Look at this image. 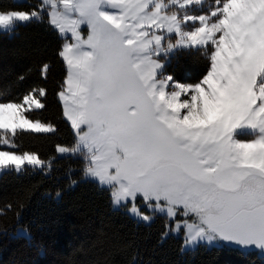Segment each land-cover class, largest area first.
Segmentation results:
<instances>
[{"label": "snow or ice", "instance_id": "1", "mask_svg": "<svg viewBox=\"0 0 264 264\" xmlns=\"http://www.w3.org/2000/svg\"><path fill=\"white\" fill-rule=\"evenodd\" d=\"M205 3L40 0L30 11L0 8V31L46 12L66 41L71 34L59 52L68 75L58 95L77 141L57 152L82 154L85 176L111 190L114 206L145 222L153 215L141 199L152 213L183 215L175 229L186 246L264 255V0H215L192 14ZM193 49L210 61L199 82L165 74L164 58ZM46 95L33 88L19 102L0 101V149H16L18 133L56 130L26 115L43 109ZM26 165L50 170L52 160L0 150V171Z\"/></svg>", "mask_w": 264, "mask_h": 264}, {"label": "trees", "instance_id": "2", "mask_svg": "<svg viewBox=\"0 0 264 264\" xmlns=\"http://www.w3.org/2000/svg\"><path fill=\"white\" fill-rule=\"evenodd\" d=\"M39 3L0 0V8L30 11ZM63 45L46 13L40 21L0 33V101L19 102L33 88H44L45 107L26 115L56 129L18 133V147L11 149L52 160L50 170L25 166L0 174V264H264L256 252L225 245L183 251L184 233L168 234L167 216L156 214L147 224L125 207L114 209L111 190L85 176L82 154L60 157L57 145L72 147L77 141L58 95L67 76L59 55ZM209 66L203 50H181L168 70L175 80L195 84Z\"/></svg>", "mask_w": 264, "mask_h": 264}, {"label": "rangeland", "instance_id": "3", "mask_svg": "<svg viewBox=\"0 0 264 264\" xmlns=\"http://www.w3.org/2000/svg\"><path fill=\"white\" fill-rule=\"evenodd\" d=\"M16 2H27V0H15ZM39 2H40V0H38ZM215 4V0H206V3H205V5H204V7H203V9H200V8H196L193 12H192V14L193 15H201V14H206L208 11H209V6L210 5H214ZM46 13V12H45ZM47 14V13H46ZM21 24H26V23H21ZM55 29V28H54ZM56 30V29H55ZM57 31V30H56ZM81 31L83 32V34L86 36L87 35V32H88V29H87V27L86 26H84V25H82L81 26ZM1 32H9V33H11V31H0V33ZM58 32V31H57ZM58 34H59V36L63 39V41H64V43H66V42H71V34L69 33L68 34V40L66 41L65 40V38L58 32ZM217 35H219V34H217ZM193 50H195V49H193ZM177 54V52L176 53H174V54H169L166 58H164V63H165V65H166V67H165V74L166 75H170L169 74V70H168V67L170 66V63H171V61H172V58L175 56ZM62 60H63V58H62ZM63 62L65 63V66H66V70H67V75H68V68H67V65H66V62L63 60ZM67 77V76H66ZM66 80V79H65ZM63 90H66V85H65V83H64V87H63ZM184 97L182 96L181 97V99H183ZM59 100H60V102H61V104H62V107H63V116H64V119L71 125V121H69L68 119H67V117L64 115V101L59 97ZM34 110V109H33ZM72 126V125H71ZM29 132H32V131H29ZM51 133V132H50ZM76 133V132H75ZM242 139H250L251 138V134L250 133H248V134H245V135H242V137H241ZM0 150H11V149H7V148H4V149H0ZM27 167L28 166H31V165H26ZM92 179V178H91ZM93 181H95V182H97L98 183V185L100 186V187H102V188H107V189H109L107 186H104V185H101V184H99V182L98 181H96V180H94V179H92ZM138 204H139V206L145 211V212H147L148 214H150V215H153V218H154V215H156V214H161V215H165V216H167V214L166 213H160V212H156V213H152L145 205H144V203H143V201H142V199L141 200H139L138 201ZM112 205H113V203H112ZM130 207V206H129ZM113 208L114 209H118V208H122V207H119V206H114L113 205ZM126 209H127V212H128V214L132 217V218H134L135 220H137L138 222H143V223H147V224H149L150 222H145V221H143V220H141V219H139L138 217H136V216H134V215H132L129 211H128V208L127 207H125ZM167 218H168V220H169V226H168V234H172V235H175V236H181L183 233V237H184V240H185V232L183 231V230H180V231H177L176 229H175V224H176V221H180V222H183V220H185V219H188V218H186V217H184L183 215H178L175 219H171V218H169L168 216H167ZM153 220V219H152ZM151 220V221H152ZM205 245L206 247H208V248H211V247H220V246H223L222 244H215V243H213V244H208V243H206V242H201V243H199V244H197V245H195V246H186L185 244H183V251H191V250H194V249H196L199 245ZM242 250H244V251H247V252H249V251H252V252H256V253H258V255L260 256V257H263V259H264V255H262L261 253H260V251L259 250H257V249H253V250H245V249H242Z\"/></svg>", "mask_w": 264, "mask_h": 264}]
</instances>
